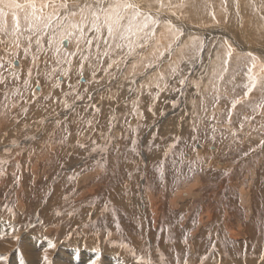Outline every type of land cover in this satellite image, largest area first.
Masks as SVG:
<instances>
[{
	"label": "rangeland",
	"instance_id": "rangeland-1",
	"mask_svg": "<svg viewBox=\"0 0 264 264\" xmlns=\"http://www.w3.org/2000/svg\"><path fill=\"white\" fill-rule=\"evenodd\" d=\"M32 2L0 3V264H264V0Z\"/></svg>",
	"mask_w": 264,
	"mask_h": 264
},
{
	"label": "snow or ice",
	"instance_id": "snow-or-ice-1",
	"mask_svg": "<svg viewBox=\"0 0 264 264\" xmlns=\"http://www.w3.org/2000/svg\"><path fill=\"white\" fill-rule=\"evenodd\" d=\"M0 3H4L6 7L9 9H23V8H30L31 12H25L24 14V20L29 25V28L32 30H36V28L39 26L40 23L44 24V27H48V22H45V19L41 16H37L36 12V6L32 2V0H28V3L25 5H22L20 3H16L15 0H0ZM66 7L67 5H62ZM131 9L134 13L129 19L127 26L121 25L120 21L124 19V13ZM15 15V13H13ZM94 16H96V13H93ZM139 15L138 11L135 9V7L131 4L127 3H119L117 2L115 5H110L108 9L104 10V21L103 23L107 26L108 34L111 36L113 33L121 34V39H131L132 36L138 35L139 33L143 32L144 29L148 28L149 21L148 18H145L142 23H137L136 17ZM51 17L47 18V21H50ZM99 16H96V23H99ZM152 23H155L152 21ZM94 27L97 32L100 31V28L97 27L94 24ZM20 24L19 20H17L16 25L13 29L14 32L19 31ZM136 29V31H133V29ZM0 31H7L6 28H4L3 24H0ZM122 33H127L128 35L125 36ZM39 42V41H37ZM117 47H121V45H117ZM129 48H131V44H129ZM3 258V257H0ZM46 259V258H45Z\"/></svg>",
	"mask_w": 264,
	"mask_h": 264
},
{
	"label": "bare ground",
	"instance_id": "bare-ground-1",
	"mask_svg": "<svg viewBox=\"0 0 264 264\" xmlns=\"http://www.w3.org/2000/svg\"><path fill=\"white\" fill-rule=\"evenodd\" d=\"M19 1V2H18ZM22 1L23 0H15V2L16 3H20V4H22ZM68 1V0H67ZM73 1V0H72ZM98 1V0H97ZM101 1H103V0H101ZM105 1H108V0H105ZM132 2H134L135 0H131ZM140 1V3H142L143 5L144 4H146V2H144V0H139ZM162 1V0H161ZM34 2V1H33ZM35 2H37V1H35ZM76 3V4H75ZM75 3H73L74 5H79V4H77V2L75 1ZM80 3V2H79ZM186 3V2H185ZM1 4H3V3H1ZM37 4V3H36ZM86 4H88V2L86 3ZM236 4V3H235ZM38 5V4H37ZM43 5V4H42ZM4 6V5H3ZM2 6V7H3ZM36 6V5H35ZM41 6V5H40ZM68 6V8L66 9L67 11H69V9H71L72 8V5H67ZM82 6L83 7H86V5H84L83 3H82ZM163 6V5H162ZM6 7V6H5ZM37 7V6H36ZM39 7V6H38ZM74 7V6H73ZM75 8V7H74ZM148 8V7H147ZM6 9L7 10H9V8L8 7H6ZM5 9V10H6ZM80 9V8H79ZM230 9V8H229ZM20 9H18L17 11H19ZM16 11V10H15ZM16 11V12H17ZM21 11V10H20ZM6 12V11H5ZM11 12H13V11H11ZM23 12V11H22ZM42 12V11H41ZM226 12V11H225ZM228 12V11H227ZM40 13V12H39ZM199 13V12H198ZM239 13V12H238ZM7 14H8V12H7ZM65 14V13H64ZM228 14V13H227ZM77 15V14H76ZM6 16V15H5ZM251 16V15H250ZM197 20V19H196ZM250 21H251V19H250ZM199 22V21H198ZM233 26V25H232ZM251 27V26H250ZM193 28V27H192ZM248 28V27H247ZM193 30H194V28H193ZM237 31V30H236ZM242 31V30H241ZM247 31V30H246ZM239 33L240 32H237L236 34L238 35V37L241 39H244V35H239ZM252 33H253V31H252ZM247 36V35H246ZM241 39V40H242ZM233 40V39H232ZM68 41V44H69V40H67ZM70 46H66V48H69ZM260 50V49H259ZM262 51V50H261ZM264 51V50H263ZM262 53H264V52H262ZM14 91V90H13ZM14 118V117H13ZM19 136V135H18ZM191 185H193V184H191ZM194 186V185H193ZM195 186H196V183H195ZM246 189L244 188V191H245ZM191 195H195L194 193H192L191 192V190H187V191H182V192H180L179 194H178V196H176V199H175V202L173 203L174 205L175 204H180V203H182V201H184L185 200V198L186 197H188V196H191ZM242 200V199H241ZM243 200H244V203L247 205V207L248 206H250V201H251V196H250V194H246L244 197H243ZM152 205H151V207L152 208H156V206H155V202L152 200ZM20 204V206H19V209H21V211H23L25 208H24V204L23 203H19ZM244 204V205H245ZM151 208V209H152ZM207 216V215H206ZM7 219V218H6ZM207 219H209V218H207ZM8 220V219H7ZM14 222V221H13ZM200 223V222H199ZM203 224H206V223H203ZM243 227V226H242ZM200 228V227H199ZM200 230V229H199ZM228 230H230V229H228ZM231 233H233V234H235L236 236H239V237H241L244 233H242V231H243V229L240 227V231L239 232H237L236 230H234V229H232L231 228ZM197 233V232H196ZM196 236V235H195ZM26 238H27V236H24V233L23 232H21L20 230H18V227H17V225L15 224V223H10V225H9V223H8V227H4V222H3V219H0V251H7V250H11L12 249V247L14 246V245H16L17 244V242L18 241H26ZM193 238V237H192ZM136 239V238H135ZM37 242V241H36ZM82 247V246H81ZM13 249H17V248H13ZM64 249V248H63ZM192 249V248H191ZM57 249L55 248V249H53V250H50V251H48V250H46V251H44L43 252V261H44V264H53V263H56L57 262V260L55 259V257L53 256V253L56 251ZM83 251V250H82ZM195 251V250H194ZM11 252V251H10ZM21 252H22V250H21ZM59 252V251H58ZM76 252V251H75ZM91 252V251H90ZM96 252V251H95ZM8 253V252H7ZM69 253V252H68ZM22 254V253H21ZM57 254V253H56ZM72 254V253H71ZM91 254V253H90ZM11 255V254H10ZM16 255V254H15ZM14 255V256H15ZM45 256V257H44ZM70 256V255H69ZM85 256V255H84ZM91 256V255H90ZM8 257H9V255H8ZM89 257V256H88ZM46 258V259H45ZM70 258H72V256L70 257ZM76 258V257H75ZM90 258V257H89ZM105 258H106V256H105ZM110 258H111V256H110ZM109 258V259H110ZM9 259H11V258H9ZM16 259V258H15ZM59 259V258H58ZM88 259V258H87ZM17 260V259H16ZM22 260V259H21ZM60 260V259H59ZM126 260V259H125ZM247 260V259H246ZM12 261V260H11ZM42 261V262H43ZM24 262V261H23ZM75 262V261H74ZM109 263V262H108ZM107 263V264H108ZM111 263H114L113 262V260H112V258L110 259V263L109 264H111ZM10 264V263H9ZM22 264V263H21ZM23 264H26V263H23ZM120 264H130V262H127V261H124V262H121Z\"/></svg>",
	"mask_w": 264,
	"mask_h": 264
}]
</instances>
